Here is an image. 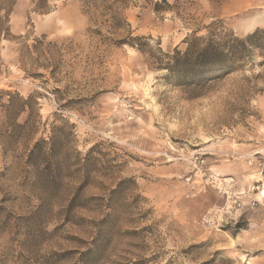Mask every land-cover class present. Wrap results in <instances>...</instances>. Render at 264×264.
<instances>
[{
    "label": "rangeland",
    "instance_id": "374dc122",
    "mask_svg": "<svg viewBox=\"0 0 264 264\" xmlns=\"http://www.w3.org/2000/svg\"><path fill=\"white\" fill-rule=\"evenodd\" d=\"M121 15L106 31L80 0H0V102L30 97L15 122L0 108V264H264V35L196 97L115 43L171 51L210 23L243 37L264 0Z\"/></svg>",
    "mask_w": 264,
    "mask_h": 264
},
{
    "label": "trees",
    "instance_id": "16d2710c",
    "mask_svg": "<svg viewBox=\"0 0 264 264\" xmlns=\"http://www.w3.org/2000/svg\"><path fill=\"white\" fill-rule=\"evenodd\" d=\"M85 8L89 20L98 28L106 31L119 30L123 25H128L121 15L132 0H80ZM161 6L157 1L153 4L156 13L172 10L171 5L165 2ZM108 29V30H107ZM204 29V32L202 30ZM98 32V30H96ZM263 29H256L253 32L240 37L232 31L214 28L210 23L202 28H195L182 40L183 48L175 46L171 51H162L156 47L146 49L145 44H138L139 37L126 36L116 40V44H127L136 48L140 53L147 55V60L157 69L165 70V78L172 84L181 87L189 97H196L204 94L213 83L225 77L227 74L239 69L247 60L251 59L255 48H262L261 36ZM44 37L36 39L32 44L33 49L42 46ZM28 53H31L28 48ZM30 97L24 99L18 94L10 95L6 101L0 102V108L5 116L15 120L23 113L28 106ZM30 109V107H29ZM7 114V115H6ZM22 125L15 124L20 129H27L26 122ZM42 143L44 140L36 141L29 150L26 163H35L44 159ZM91 252V250H89Z\"/></svg>",
    "mask_w": 264,
    "mask_h": 264
},
{
    "label": "bare ground",
    "instance_id": "6f19581e",
    "mask_svg": "<svg viewBox=\"0 0 264 264\" xmlns=\"http://www.w3.org/2000/svg\"><path fill=\"white\" fill-rule=\"evenodd\" d=\"M261 180H262V189H261L260 195L264 196V177H262Z\"/></svg>",
    "mask_w": 264,
    "mask_h": 264
}]
</instances>
